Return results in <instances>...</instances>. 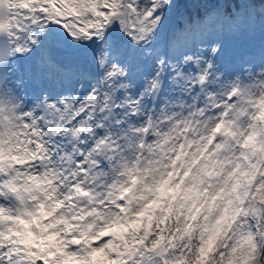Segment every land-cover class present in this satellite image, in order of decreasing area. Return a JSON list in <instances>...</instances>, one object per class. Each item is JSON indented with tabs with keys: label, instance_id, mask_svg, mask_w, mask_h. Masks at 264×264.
I'll use <instances>...</instances> for the list:
<instances>
[{
	"label": "snow or ice",
	"instance_id": "1",
	"mask_svg": "<svg viewBox=\"0 0 264 264\" xmlns=\"http://www.w3.org/2000/svg\"><path fill=\"white\" fill-rule=\"evenodd\" d=\"M0 264H264V0H0Z\"/></svg>",
	"mask_w": 264,
	"mask_h": 264
}]
</instances>
